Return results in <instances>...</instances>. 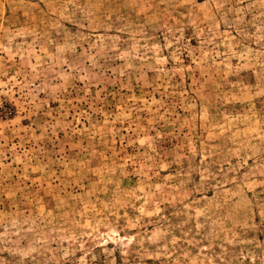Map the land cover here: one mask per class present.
Masks as SVG:
<instances>
[{
    "label": "rangeland",
    "instance_id": "374dc122",
    "mask_svg": "<svg viewBox=\"0 0 264 264\" xmlns=\"http://www.w3.org/2000/svg\"><path fill=\"white\" fill-rule=\"evenodd\" d=\"M0 264H264V0H0Z\"/></svg>",
    "mask_w": 264,
    "mask_h": 264
}]
</instances>
